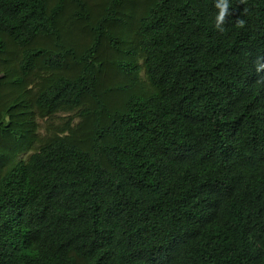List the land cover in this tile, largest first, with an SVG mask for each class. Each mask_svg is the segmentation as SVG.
Listing matches in <instances>:
<instances>
[{
	"label": "trees",
	"instance_id": "16d2710c",
	"mask_svg": "<svg viewBox=\"0 0 264 264\" xmlns=\"http://www.w3.org/2000/svg\"><path fill=\"white\" fill-rule=\"evenodd\" d=\"M215 3L0 0V264H264V0Z\"/></svg>",
	"mask_w": 264,
	"mask_h": 264
},
{
	"label": "clouds",
	"instance_id": "9594fccd",
	"mask_svg": "<svg viewBox=\"0 0 264 264\" xmlns=\"http://www.w3.org/2000/svg\"><path fill=\"white\" fill-rule=\"evenodd\" d=\"M241 3H244V0H241ZM215 8L218 9V13L215 18V27L220 31H224L223 25L227 23L226 17L231 15L229 0H216ZM236 25L240 28L245 26V21L243 19H237ZM264 56H258L254 61L256 73L264 72ZM261 81H264V76L260 77Z\"/></svg>",
	"mask_w": 264,
	"mask_h": 264
},
{
	"label": "rangeland",
	"instance_id": "374dc122",
	"mask_svg": "<svg viewBox=\"0 0 264 264\" xmlns=\"http://www.w3.org/2000/svg\"><path fill=\"white\" fill-rule=\"evenodd\" d=\"M41 123V125L43 124V121H40V120H38V124H40Z\"/></svg>",
	"mask_w": 264,
	"mask_h": 264
}]
</instances>
